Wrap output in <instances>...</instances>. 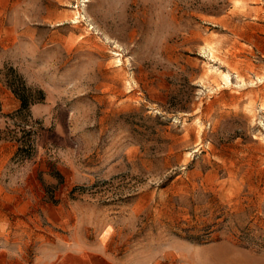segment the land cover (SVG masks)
<instances>
[{"label":"rangeland","instance_id":"374dc122","mask_svg":"<svg viewBox=\"0 0 264 264\" xmlns=\"http://www.w3.org/2000/svg\"><path fill=\"white\" fill-rule=\"evenodd\" d=\"M0 99V264H264V0H0Z\"/></svg>","mask_w":264,"mask_h":264},{"label":"trees","instance_id":"16d2710c","mask_svg":"<svg viewBox=\"0 0 264 264\" xmlns=\"http://www.w3.org/2000/svg\"><path fill=\"white\" fill-rule=\"evenodd\" d=\"M11 72L13 69H9ZM7 84L15 96L20 100L21 106L15 111L14 115L24 116L29 113L31 106L43 102L45 99V94L42 89L33 88L32 86H28L23 78L17 74L12 75L10 79L7 80ZM1 99H0V114H1ZM4 130H0V140L3 139L2 134ZM30 144L29 141L25 140L23 145ZM31 145H28L27 148H30ZM23 146L20 148V152L23 151ZM29 152V149H27ZM30 154V153H28Z\"/></svg>","mask_w":264,"mask_h":264}]
</instances>
